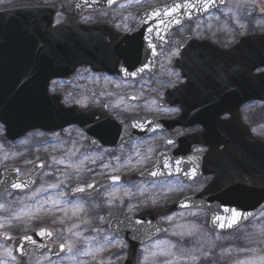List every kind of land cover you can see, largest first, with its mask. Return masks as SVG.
Segmentation results:
<instances>
[{
  "label": "flooded vegetation",
  "instance_id": "obj_1",
  "mask_svg": "<svg viewBox=\"0 0 264 264\" xmlns=\"http://www.w3.org/2000/svg\"><path fill=\"white\" fill-rule=\"evenodd\" d=\"M188 2L104 0V10L82 16L75 14L76 0L7 2L21 3L16 7L58 4L60 9L53 23L56 26L104 25L101 73L94 72L90 65L65 71L68 65L56 64L55 58L46 62L44 42L39 38L26 35L19 41L12 39L15 34L7 36V42H14V46L12 54L0 57V66L10 70L9 77L0 73V179L3 171L15 168L21 179L32 176L33 186L21 193H5L0 198L30 193L45 171L47 161L52 159L46 157V148L61 146L59 149L64 154H56L55 162L57 166L63 164V173L54 178L73 184L64 188V195L71 200L104 197L102 207L110 213L104 220V252L111 263L150 261L157 243L167 240L165 247L170 253L195 254L212 246L210 252L198 257L196 264H223L226 259L221 256V249L229 247L234 234L242 233L252 223L249 220L227 231L209 227L210 213H222V208L230 204L227 197L221 198L226 186L219 183L208 197L192 202L211 182L228 183L236 193L237 182L243 180L236 176V169L231 174L227 169H219L215 175L204 173L201 166L215 162L216 156L208 160L211 151L220 154L228 146L227 132L216 124L232 118L227 108L236 100H231L230 94L238 72L245 69L252 74L251 52L247 46L239 49L241 41L254 34L252 16L248 12L237 14L229 7L230 0H224L223 5L213 4L208 11L200 7L199 0H193L195 7L169 14L175 4ZM28 44L34 48L19 47ZM149 44L153 47L149 48ZM59 67L63 70L57 73ZM82 70L95 77V81L100 79L104 94L100 107L87 102L91 99L87 81L81 82L78 89L75 79ZM46 103L65 115L74 112L77 117L78 112L80 124L85 126L101 115L104 134L115 132L116 128L133 133L145 121L152 132L118 144L104 143V148H94L87 129L78 124L52 131L31 129L13 140L5 137L2 119L14 118L16 129L17 120L28 124L31 117L45 109ZM252 104L251 101L242 104L240 115L254 135L264 138V131H257L252 123L262 118L250 114ZM156 120L169 126L156 127ZM68 131L78 133L79 141L71 140ZM206 133L210 139L205 140ZM59 159H62L60 164ZM159 159L164 166L157 167L156 175L145 176ZM77 163L80 166L76 170ZM103 166L104 170L98 172ZM103 181L104 186L93 193L73 194L76 187ZM182 201L183 206L171 209ZM42 228L50 227L36 228L23 235ZM156 228L163 232L156 235ZM23 235L9 233L0 241L11 244L12 239ZM203 240L208 241L206 246ZM130 241L136 245L134 249ZM34 252L30 248L27 256L19 260L24 261Z\"/></svg>",
  "mask_w": 264,
  "mask_h": 264
},
{
  "label": "water",
  "instance_id": "obj_2",
  "mask_svg": "<svg viewBox=\"0 0 264 264\" xmlns=\"http://www.w3.org/2000/svg\"><path fill=\"white\" fill-rule=\"evenodd\" d=\"M96 1V2H95ZM97 1L104 0H78L76 4V13L78 15L85 11L97 10L104 8V3H97ZM58 6H44V7H30V8H16L10 10L0 11V57H7L12 54L11 47L14 46V42H7L8 35H14L13 40H19L23 36L29 35L34 38H39L44 42V55L46 62L48 58H55L58 61L57 64H63V61L69 57L71 62H67L65 71H71L75 66L90 65L95 72H103L104 59L103 46L101 45L102 36L98 32V26H56L52 27L53 18ZM9 33V34H8ZM248 47L249 53L251 52L252 59V74H248L245 69L240 70L237 74L236 83L231 84V104L227 108V112L232 113V118L223 124H216L217 128L225 130L228 134L227 148L218 154L215 151H211L208 160L216 156L217 159L212 164H205L201 166L207 173H213L217 175L216 171L219 169H232L237 170L238 177H242V181L237 182V191L234 193L229 188V184L225 182L211 183L209 188L203 192L200 196L194 198L193 201L204 199L213 193L215 184L226 186L221 194L222 197H227V201L230 202V206L224 208L235 209L242 213L245 218L238 221L236 225L229 228L227 226L220 227V222L213 223L215 215L229 216L230 213H210V227L216 230H229L235 228L243 222L248 221L264 209V139L254 137L240 119L239 107L246 101H260L264 102V73L256 74V70L264 68V35H255L241 41L240 48ZM71 63V64H69ZM63 69L59 67L56 69L57 73ZM14 96H17L13 93ZM234 96V97H233ZM226 102L227 104L229 103ZM222 102H220L221 104ZM236 111V112H235ZM70 113V114H69ZM68 115L57 111L55 107H52L50 103H46L45 109L40 113L31 117L29 123L23 122L21 119L17 120L19 124L16 129L13 118L11 120L2 119L3 124L6 127L7 139L13 140L14 138L21 136L27 130L42 129L44 131L58 130L62 127L70 124L80 123L79 114L74 112H68ZM100 121L93 123V125H81L87 129L89 138L92 140V144L96 147L104 146V143H119L125 142L137 136L148 135L151 133L149 130L150 124L144 123L135 127V132L128 133L120 128H116L115 132L104 134V121L102 116L99 115ZM205 121L207 118L204 119ZM159 124V123H156ZM169 126L168 123L162 124ZM102 130H101V129ZM16 130V131H15ZM207 131V130H206ZM121 133V134H120ZM236 134L235 138L233 135ZM106 137V139H104ZM205 140L208 138V134L204 135ZM210 139V137L208 138ZM105 140V141H104ZM236 145V146H234ZM224 154V155H223ZM220 157V158H219ZM159 161H161L159 159ZM205 162V160H204ZM162 163L154 167L153 170L147 172V175H152L156 172L157 167H163ZM224 175V174H218ZM32 177L27 179H20L16 175V171L9 170L3 173V177L0 181V194L8 191H24L32 186ZM13 184H20V188H14ZM104 183H96L87 186L77 187L83 189V191L73 190L74 195L91 193L101 187ZM184 205L182 201L178 208ZM222 208V209H224ZM221 209V210H222ZM211 211H213L211 209ZM48 233L49 235L41 236L40 233ZM161 232V231H158ZM54 236L52 230H39L34 233L28 234L23 237L15 238L12 241L13 254L22 258L25 256L27 249L30 246L35 247L39 255L49 252L51 257H58L66 251V247L63 244L49 243ZM31 237V240L27 238ZM4 234H0V239H5ZM132 246H135L131 243ZM63 246V251L61 250Z\"/></svg>",
  "mask_w": 264,
  "mask_h": 264
},
{
  "label": "rangeland",
  "instance_id": "obj_3",
  "mask_svg": "<svg viewBox=\"0 0 264 264\" xmlns=\"http://www.w3.org/2000/svg\"><path fill=\"white\" fill-rule=\"evenodd\" d=\"M8 1L55 2L57 0H0V9L21 4H8ZM229 7L237 14L250 13L253 33L264 31V0H230ZM94 79L95 77L82 70L76 76L75 82L80 89V83L87 81L91 91V99L87 102L100 107L104 102V94L101 93L100 79L97 78L99 81ZM251 113L253 117H264V109L259 104H252ZM252 123L257 126V131H264V123L260 119L252 120ZM67 133L70 134L71 140L79 141L78 133L74 131ZM59 147L61 146L53 145L50 149L46 148V157L51 156L52 159L47 161L45 171L39 176L35 188L30 193L19 197L0 198V232L23 235L36 228L50 227L56 232L53 241L64 243L67 251L55 259L49 258L48 255L39 257L34 252L24 261H20L13 256L11 245L0 241L2 264H115L107 260L104 252V220L106 215L110 214L102 207L104 197L71 200L64 195V188L73 184L57 181L54 178L60 172L63 173L61 168L63 164H60L62 159H59L60 166L55 162L56 154L58 156L64 154ZM95 164L94 160L93 165ZM76 166L77 170L79 163ZM72 168L70 169L74 171ZM103 170L104 166L98 169V172ZM52 185L57 187L53 188ZM55 201L59 203H53ZM232 240L234 241L230 242L229 247L221 249V256L226 259L222 261L223 264H246L249 261H256V264H259V258L264 257V210L252 220L249 228L244 229L242 233L239 231L234 234ZM166 241L157 243L153 258L150 261L143 260L141 264H196L198 257L204 255V252H210L212 248V246L204 247L195 254L170 253L168 247H165ZM203 244L206 246L208 241L203 240ZM69 246L71 251H68Z\"/></svg>",
  "mask_w": 264,
  "mask_h": 264
},
{
  "label": "snow or ice",
  "instance_id": "obj_4",
  "mask_svg": "<svg viewBox=\"0 0 264 264\" xmlns=\"http://www.w3.org/2000/svg\"><path fill=\"white\" fill-rule=\"evenodd\" d=\"M111 2H112V0H109V3H111ZM211 2H214V0H211ZM208 3H209V0H199L200 7L204 8L205 10H207ZM195 6L196 5L193 2V0H189L188 3H184V4L178 3L172 7L169 14L170 15L174 14L175 12L180 11L182 8L183 9H191ZM151 31H152V29L149 28L148 32H151ZM148 46H149V48L153 47L151 44H149ZM155 54L156 53L153 52V55H155ZM132 75H135V73H132ZM169 143H171V141H169ZM177 163H179V161H177ZM165 167H167V164H165ZM156 174L157 173H155V172L152 173V175H156ZM113 179H114V181L116 180V178H113ZM13 187L14 188H20L21 185L20 184H13ZM52 187L55 188V187H57V185H52ZM76 191H83V189L77 188ZM61 195H63V193H61ZM53 203L58 204L59 202L55 201ZM223 212L224 213H230V215L229 216L215 215L214 219H213V223L220 222V227H222V228L225 226L231 228L234 225H236L240 219L245 218L242 213H240L239 211H237L235 209L224 208ZM168 219H171V217H168ZM40 235L44 236V235H49V234L41 232ZM76 235H79V234H76ZM27 239L31 240V237H28ZM61 250L63 251V246H62ZM71 250L72 249L69 246L68 251H71ZM85 254H87V253H85ZM0 264H2V262H0ZM246 264H256V261H249V262H246ZM259 264H264V257L259 258Z\"/></svg>",
  "mask_w": 264,
  "mask_h": 264
},
{
  "label": "bare ground",
  "instance_id": "obj_5",
  "mask_svg": "<svg viewBox=\"0 0 264 264\" xmlns=\"http://www.w3.org/2000/svg\"><path fill=\"white\" fill-rule=\"evenodd\" d=\"M0 41H1V38H0ZM20 48H22V47H28V48H34V46H32V45H30V44H28L27 46H19ZM36 48L38 47V45H36L35 46ZM40 47H41V45H40ZM56 64L58 63V61L56 60V62H55ZM0 73L5 77V76H7L8 75V77L10 76V70H6V68L3 66V65H1L0 66ZM17 96H20V93H18V95ZM223 103H221V105H222Z\"/></svg>",
  "mask_w": 264,
  "mask_h": 264
}]
</instances>
